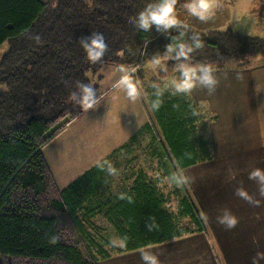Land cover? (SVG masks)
<instances>
[{
	"label": "trees",
	"instance_id": "obj_1",
	"mask_svg": "<svg viewBox=\"0 0 264 264\" xmlns=\"http://www.w3.org/2000/svg\"><path fill=\"white\" fill-rule=\"evenodd\" d=\"M149 2L0 0V48L8 45L0 55V264H98L116 252L204 230L184 183V193L175 191L177 212L164 207V193L141 170L121 197H102L106 159L60 190L42 155V147L85 112L78 103L81 85L90 84L100 97L87 74L105 63L138 67L141 54L150 59L164 55L170 43L196 40L202 43L190 59L168 60L171 70L185 60L220 68L237 59L236 67L243 68L251 58L264 57V37L241 34L233 26L201 32L183 18L179 27L144 29L135 17ZM259 14L264 18V7ZM95 33L104 35L108 48L92 62L84 44ZM160 95L151 91L149 100L163 136L156 150L163 168L178 171L209 159L199 108L188 96ZM149 127L144 124L139 132ZM94 202L105 206L106 219L126 240L123 247L108 251L91 234L87 209ZM180 217L191 226L179 224Z\"/></svg>",
	"mask_w": 264,
	"mask_h": 264
},
{
	"label": "crops",
	"instance_id": "obj_2",
	"mask_svg": "<svg viewBox=\"0 0 264 264\" xmlns=\"http://www.w3.org/2000/svg\"><path fill=\"white\" fill-rule=\"evenodd\" d=\"M216 2L214 15L207 20L186 9L179 11L180 18L203 30L232 26L228 16L234 0L229 9L221 6L223 0ZM260 12L256 10L262 17ZM176 73L183 79L182 70ZM213 74L218 81L214 91L199 80L191 90L182 91L199 108L203 117L199 132L210 143L209 159L180 170L204 230L100 258L98 264H150L123 258L131 254L137 259L142 249L160 251L163 262L179 264H264V186L249 175L254 169L264 170V62L243 68L229 64L215 68ZM226 212L237 217L234 227L220 222Z\"/></svg>",
	"mask_w": 264,
	"mask_h": 264
},
{
	"label": "rangeland",
	"instance_id": "obj_3",
	"mask_svg": "<svg viewBox=\"0 0 264 264\" xmlns=\"http://www.w3.org/2000/svg\"><path fill=\"white\" fill-rule=\"evenodd\" d=\"M232 1L223 0L221 6L229 9ZM182 3L183 0H180L177 4L179 16H181L179 11L180 13L184 11ZM234 4L236 5L231 9L232 14L228 16V23L232 24L241 34L264 37V18L256 13V10L263 9L264 0H234L232 5ZM190 25L201 32L209 31L198 28L191 22ZM218 29L224 30L225 28L219 27ZM7 47L6 43L3 44L0 48V55ZM140 57L141 65L130 67L135 71L129 73L133 81L137 83L138 96L132 99L124 88L113 87V83L119 80L123 73L117 69L118 64H103L98 70L87 74L98 84L101 92L98 103L86 109L80 116L71 119L56 137L42 147V155L49 171L53 173L54 183L60 190L106 159L105 183L101 188L102 197L103 195L105 198L121 197L125 194L122 190L131 187L137 170H141L146 176L145 179L152 180L164 193V207L169 211L177 212L179 197L175 195V191L178 189L180 194L184 193L181 172L170 165H167L168 170H165L156 153L160 141H163V136L155 120L149 95L151 91L158 95L165 93L163 96L170 97H175L176 94L183 95L173 83L174 78L180 80V77L175 68L171 70L168 67V60L164 62L166 67L157 65L153 68L147 64L148 58L143 54ZM250 60L251 66L256 62H264V57L257 56ZM237 63V59H231L225 65H236ZM162 95L160 96L163 97ZM201 109L204 111L203 106ZM147 123L150 127L139 132L141 126ZM133 135L135 138H131ZM101 204L94 202L87 209L89 210L87 216L90 219V231L98 243L111 251V247L120 248L121 246L112 243L114 239L119 238L112 222H109L103 214L102 210L104 211L105 206ZM180 223L184 224V228L191 226V224L186 225L189 223L184 217H180ZM150 252L159 257L160 251ZM119 253L122 252H116V254ZM123 258L130 263L147 262L141 258V255L137 259H134L131 254ZM159 260L161 264H179V261L163 262L160 258ZM112 264L118 263L113 262Z\"/></svg>",
	"mask_w": 264,
	"mask_h": 264
},
{
	"label": "clouds",
	"instance_id": "obj_4",
	"mask_svg": "<svg viewBox=\"0 0 264 264\" xmlns=\"http://www.w3.org/2000/svg\"><path fill=\"white\" fill-rule=\"evenodd\" d=\"M180 0H151L147 3L146 7L140 11L135 17V21L140 27L144 29H150L153 24L164 29H171L173 27H179L184 24V21L180 19L177 10V4ZM182 7L187 10V13L191 16H195L200 20H207L214 15V11L217 8L216 0H183ZM39 39V37H37ZM202 41L196 40L194 44H187L185 42L170 43L167 45V52L164 55H156L147 61V64L153 68L160 65L166 67L165 61L169 59L178 60L180 57L189 58V54L194 50V47L200 46ZM87 57L90 61L96 62L104 56L108 44L106 43L105 37L102 33H95L89 43L84 44ZM175 51V57L172 56V52ZM117 69L123 73L119 80L113 83V87L124 88L127 95L135 99L138 96L137 83L133 81L132 76L129 74L135 69H130L124 64L116 66ZM176 69L182 70L183 79H173L175 88L180 91L191 90L196 81L199 80L201 83L208 85L210 91H214V86L218 83L215 75L213 74L215 68L210 63H196L190 64L187 60L182 61L176 65ZM82 95L78 100V103L84 109H90L98 103L99 97L96 95V90L91 87L90 84L81 85ZM76 98V93L71 94V99ZM114 171V169H113ZM250 178H258L264 186V170L254 169L250 174ZM264 190V188H262ZM243 194V190H240ZM220 222L227 225V227H234L237 223V217L232 215L230 212H226L224 216L220 218ZM152 227L151 225L149 226ZM113 244H118L123 247L126 243L125 239H114ZM141 258L144 261H149L150 264H161L157 254L141 250Z\"/></svg>",
	"mask_w": 264,
	"mask_h": 264
}]
</instances>
